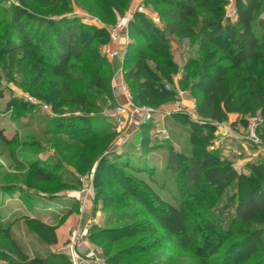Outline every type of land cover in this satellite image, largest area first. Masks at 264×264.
<instances>
[{"label": "trees", "instance_id": "obj_1", "mask_svg": "<svg viewBox=\"0 0 264 264\" xmlns=\"http://www.w3.org/2000/svg\"><path fill=\"white\" fill-rule=\"evenodd\" d=\"M31 1L68 8L65 0ZM146 1L163 6V9L158 14L161 25L139 12L129 22V34L132 30L145 39V50L138 49L130 41L122 63L125 79L133 84L135 103L157 106L165 101V96L170 99L176 96V89L166 85L174 83V74L179 71L177 63L167 51L171 37L188 39L189 53L196 51V54L202 55L209 48L203 57H188L182 77L178 79L179 86L194 96L197 118L191 119L181 112L168 117L176 125L179 120L187 124L190 135L197 139L187 154L174 150L172 143H167L175 162L176 183L183 202L176 207L164 200L146 181L131 175V172L141 171L152 175L154 168L135 166L128 152H117L115 156L101 158L93 177L95 199L102 202L103 209L107 206L103 182L109 178L111 184H117L123 201L132 198L136 204L143 206L135 215L114 209L109 215L121 221L132 215L148 214V224L150 221L158 224L165 231L166 240L173 245L190 244L194 256L202 258L201 264L217 254L225 239L234 234L242 235L223 251L221 264H230L235 254L249 257L263 246L264 227H255L254 224L264 223V219L260 218L264 216V162H248V173L237 171L225 157L224 151L214 146V123L226 121L230 113L238 114V123L243 127L247 124L248 115L259 113L264 120V17L259 16L264 1L234 0V20L226 17L228 0ZM114 2L120 9L121 1ZM89 3L97 13L113 15L111 7L103 5L101 0H89ZM3 25L0 56L23 77L25 90L37 99L50 103L55 112L61 113L65 106L82 112L51 120L52 131L48 128L46 132L69 135L75 144H79L81 154L86 150L91 152L93 146L98 145L104 137L114 135L115 128L110 134L101 128L112 123L103 113H99L102 107L97 97L111 95L112 91L110 78L102 72L107 62L96 49H92L91 41L96 35L90 32L97 34L98 28L88 27L75 16L53 18L37 15L20 4L0 7V27ZM91 50L93 56L89 55ZM152 52L160 56L156 57L157 63L152 60L154 66L150 65L149 54ZM132 62L134 65L127 68ZM151 127L152 123H149L140 128L138 156L165 145V142L154 139ZM258 133L264 144V122ZM0 139L6 143L15 140L14 137L8 139L1 128ZM56 140L61 139L58 137ZM111 168L115 169V176ZM28 169L33 175L32 182L36 184L55 181L59 177L36 160L30 162ZM235 182L236 191L229 196L222 209L228 211L233 206L234 210L226 228L210 221L209 212L192 209L190 204L194 197L206 189H211L215 198L219 199ZM3 188L10 187L6 185ZM32 221L40 233L49 236L50 243L57 242L53 226L39 219ZM10 226V223L0 224V261L6 260L8 264H50L63 258L61 254L52 253L50 256L29 259L13 238ZM123 229L93 224L88 229L89 239L95 244L98 242L99 246L103 241H106L105 246H110L124 237L136 236V233H125ZM192 234H196L198 239L192 238ZM209 237L218 240L216 249L204 247L203 241ZM124 250H117L105 257L102 248V256L107 264H121L125 257ZM137 252L144 254L146 251L141 249ZM137 252L126 253V256L133 257L139 254Z\"/></svg>", "mask_w": 264, "mask_h": 264}, {"label": "rangeland", "instance_id": "obj_2", "mask_svg": "<svg viewBox=\"0 0 264 264\" xmlns=\"http://www.w3.org/2000/svg\"><path fill=\"white\" fill-rule=\"evenodd\" d=\"M65 1L68 4V8L66 9L58 5L32 2L31 0H1L0 7L8 8L13 4H20L37 15L53 18L63 15L75 16L88 27L98 28L100 32L98 31L97 34H95V31H91L90 33L91 35H96L91 41L93 51L96 49L107 62V66L104 67L102 72L111 81L115 72L119 71V67L122 68V71H120L123 77L122 82L128 87L132 95L133 84L131 80H126L124 77L123 58H111L109 56L110 50L115 46L110 41V28L117 21L122 20L126 13L132 12L141 3L144 4L145 15L150 17L149 14H151L161 22L158 14L163 9V6H156L155 4L148 3L146 0H118L119 2L121 1L119 5L121 8L117 9V1L101 0V3L110 6L113 12V15H103L92 9L89 0ZM259 16L264 17V2ZM3 29L4 25L0 27V35L3 34ZM129 38L128 44L131 41L137 45L138 49L145 50V39L143 37L130 30ZM128 44H126L125 52ZM189 44L190 42L186 38L179 39L173 36L168 40L167 51L177 63L179 71L174 74V83L172 85L166 83V85L170 88L174 87L176 90L183 91V96L187 95V97L192 98L193 104H195L194 96L189 90L179 86L178 79L182 77L183 66L188 61V57H203L209 48H207L204 54L198 55L196 51L189 53ZM89 55L93 56L92 50ZM149 56L150 65L154 66L152 60L157 63L156 57L160 56L153 52ZM133 65L134 62L128 64L127 68ZM24 87L23 77L14 67H11L7 63L5 58L0 56V128L8 139L13 137L15 139L12 143H6L0 139V224H11L10 230L13 238L22 246L29 259L36 256H50L52 253H55L63 255V258L51 261L52 263L50 264H72V253L76 249L73 241L77 229L83 230L84 227H88L89 229L93 224H98L116 229L123 227L125 233H136V236L124 237L113 245L105 246L106 241H103L101 246H99L98 242L95 244L89 239V231H87V240L94 245H98L101 253L104 251L103 255L105 257L117 250H124L132 246L131 250H124L125 253L123 255L125 257L121 261V264L202 263V258L199 259V257L194 256L190 244L184 246L173 245L166 240L165 231L158 224L151 221L148 224V221H146L149 218L148 214L132 215L129 219L123 218L121 221H117L114 215H109L113 209L116 212L126 211L129 215L132 213L135 215V213L140 212L143 208V206L136 204L132 198L123 201L117 184H111L112 182L111 180L109 181V178L107 180L104 179L103 182L107 205L104 209L102 202L95 199L94 176L92 177L90 189L89 186L85 188L86 186L84 185L85 180L89 179L90 170L95 169L96 171L101 158L115 156L117 152H128L129 158L135 166L145 167L147 165L148 167L156 168L152 175L143 171L131 172V175L143 179L164 200L179 207L183 202V198L176 183L175 162L171 154L168 161L169 149L167 143H172L173 149L176 151L186 154L190 153L197 143V139L190 135L187 124L179 120V124L173 125L169 121V118H166L170 138L166 141L159 140L160 143L165 142V145L152 149L147 155L140 156H138L139 152L136 150V146L140 143L141 133L139 131H136L131 136L133 130L128 128L126 134L130 138L117 151L116 147L120 139L119 131L116 130L113 124L104 125L101 126L102 130L108 131L109 134L110 132L112 133V128H115L114 135L104 137L98 145L93 146L94 148H92L91 152L86 150L81 154L79 152V144H75L69 135L65 133L49 134V131L46 132V129L50 128V131H52L51 120L76 116L82 114V112L69 106L63 107L61 113L55 112L51 108L50 103L32 96ZM107 96L109 98L110 95L97 97L98 103L102 107V111H99V113L105 111ZM166 98L165 96V101L159 103L157 107L172 102L177 99V95L173 99L167 98L166 100ZM112 99L110 101L112 105L109 106L114 107L115 99ZM255 115L260 114L248 115L247 119ZM262 124L258 126L257 132ZM245 127L242 126L244 129L241 135L244 134ZM58 137L61 140H56ZM109 138L110 141L107 142ZM249 156L253 158V161L264 162V144L258 146L248 143L244 154L237 153L226 158L235 166L234 164H238L239 160H244L245 157L248 158ZM35 160L39 165L50 169L58 175L59 177H56L58 179L40 184L32 182L33 175L28 166L31 161ZM111 171L112 174L116 173L113 168H111ZM237 171L248 173L246 166L245 171L239 169ZM113 175L115 176V174ZM6 185L10 188H3ZM236 188L235 182L219 199L215 198V194L212 193L211 189H206L200 195L194 197L190 205L196 211L209 212L208 218L210 221L222 228H226L234 210L233 206L228 210L229 212L227 209H222L223 205L228 201L229 196L236 191ZM260 218L264 219V216ZM35 219H39L54 227L57 237L55 244L49 242L47 234H42L38 231L37 225L32 221ZM254 226L264 227V223L256 222ZM193 237L198 239L196 234H192ZM241 237L242 235L234 234L225 239L218 248L217 254L210 256L205 260L204 264H221L220 260L223 251L231 242ZM217 243L218 240L211 239V237L203 241L204 247H207L208 250L216 249L218 247ZM141 249H145L146 252L144 254L137 252ZM136 252L139 254H135L133 257L126 256L127 254ZM263 260L264 235L262 248L249 257H245L244 254H235L230 264H255L257 261L262 264ZM0 264L8 263L6 260H3L0 261Z\"/></svg>", "mask_w": 264, "mask_h": 264}, {"label": "built area", "instance_id": "obj_3", "mask_svg": "<svg viewBox=\"0 0 264 264\" xmlns=\"http://www.w3.org/2000/svg\"><path fill=\"white\" fill-rule=\"evenodd\" d=\"M144 4H139L132 12L126 13L122 20L117 21L115 25L110 28L109 36L110 41L115 45L110 50L109 56L111 58L119 57L123 58L126 44H128L130 38L128 34V23L132 19L134 13H145ZM151 20L159 24V19L149 14ZM226 17L230 20L236 18V8L234 0H229L226 6ZM87 19V18H86ZM122 68H119V71ZM183 91L176 90L177 99L167 104H162L159 107L149 104H137L133 101L128 87L121 82L118 85L112 86V96L115 99L114 104V126L119 131V142L117 143L116 150H120L122 146L129 140V135L126 134V130H133L131 136L136 132H140V128L143 125L152 123L151 133L157 141L167 140L170 138L169 129L166 124V118L173 113L187 112L188 116L193 119L197 118L195 104L192 107L187 108L184 106L182 98ZM121 98L122 101L117 99ZM264 122L260 115L250 116L247 119V124L242 134V138L254 145H262L263 141L257 132V128ZM95 169H91L89 173V179L85 180V188L91 186L92 177L94 176ZM83 206V204H82ZM77 229L76 236L73 244L76 249L72 253V264H106L105 259L102 256L100 247L93 245L89 248L87 240L88 227H84L83 230ZM78 245H83L87 248L86 251H81L77 248Z\"/></svg>", "mask_w": 264, "mask_h": 264}, {"label": "crops", "instance_id": "obj_4", "mask_svg": "<svg viewBox=\"0 0 264 264\" xmlns=\"http://www.w3.org/2000/svg\"><path fill=\"white\" fill-rule=\"evenodd\" d=\"M157 25H161V22H159V24ZM120 68V67H119ZM123 81V77L122 74L120 73V71L115 72L114 77L111 79L110 81V85L111 88L113 85H118ZM112 94L109 96H107L106 98V107H105V111L103 112V115L106 116L107 120L109 122H111L114 125V107L113 106H109L112 105L110 104V101ZM113 100V99H112ZM118 101H122L121 98L117 99ZM183 104L185 107L190 108L193 105V99L190 97L183 96L182 98ZM187 114V112H182ZM188 115V114H187ZM197 115V114H196ZM190 117V116H189ZM191 118V117H190ZM193 119V118H191ZM239 121V116L236 113H230L228 114V119L226 121H223L221 123H214L216 129H215V139H214V146L215 147H219L220 149H222L224 151L225 157H231L237 153H245L247 146H248V142H246L245 140H243L241 132L244 128H242V125L240 123H238ZM173 125H176L175 123H172ZM140 143H141V136H140ZM140 143L136 146V150L139 151V146ZM169 151V150H168ZM149 154V152L147 153ZM145 154V155H147ZM170 159V152L168 153V161ZM255 159V158H254ZM253 158L252 157H245L244 160H239L238 164H234L236 169L239 170H243L245 171V166L248 162H252ZM242 162V163H240ZM154 168V172H155V167ZM89 243V248L91 246H93L94 244L92 242H90L88 240ZM77 248L81 251H86L87 248H85L83 245H78Z\"/></svg>", "mask_w": 264, "mask_h": 264}]
</instances>
